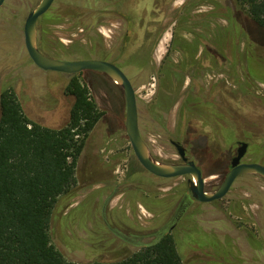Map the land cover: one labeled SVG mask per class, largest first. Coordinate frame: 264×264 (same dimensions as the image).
I'll list each match as a JSON object with an SVG mask.
<instances>
[{
    "label": "rangeland",
    "instance_id": "obj_1",
    "mask_svg": "<svg viewBox=\"0 0 264 264\" xmlns=\"http://www.w3.org/2000/svg\"><path fill=\"white\" fill-rule=\"evenodd\" d=\"M39 1L5 0L0 7V93L14 90L27 117L50 128L68 123L77 97L92 100L100 112L84 139L74 193L56 204V248L71 261L111 262L163 230L174 237L181 264H264V182L240 177L224 198L188 208L173 230L164 229L188 177L163 181L139 165L125 133L124 97L111 80L89 71L40 70L25 47L22 62L18 37ZM115 3L130 26L111 17ZM132 21L139 38L128 41L138 48L141 69L125 71L152 157L178 160L169 142L181 141L206 192L223 181L238 141L249 146L243 162L264 165V31L237 16L231 0H55L38 23V48L63 60L92 55L93 32L110 51ZM169 59L178 65H167ZM159 103L170 107L166 125L157 117Z\"/></svg>",
    "mask_w": 264,
    "mask_h": 264
},
{
    "label": "trees",
    "instance_id": "obj_2",
    "mask_svg": "<svg viewBox=\"0 0 264 264\" xmlns=\"http://www.w3.org/2000/svg\"><path fill=\"white\" fill-rule=\"evenodd\" d=\"M231 2L264 31V0ZM99 119L95 103L77 97L66 125L45 127L27 117L14 90L0 93V264H181L168 233L111 262L71 261L52 243L56 204L73 195L84 139Z\"/></svg>",
    "mask_w": 264,
    "mask_h": 264
},
{
    "label": "water",
    "instance_id": "obj_3",
    "mask_svg": "<svg viewBox=\"0 0 264 264\" xmlns=\"http://www.w3.org/2000/svg\"><path fill=\"white\" fill-rule=\"evenodd\" d=\"M4 0H0V6ZM54 0H40L28 13L23 25L24 47L32 64L43 71L64 75H76L84 71H98L107 76L117 85L125 101V133L131 150L144 171L160 179L189 177V191L198 202L208 203L220 200L227 195L235 179L239 176H256L264 181V166L257 163L241 162L245 156V143H240L236 155L231 159L230 170L222 183L213 192H206L204 177L193 161L185 157V151L177 146L180 163L161 164L152 158L148 146L142 138L138 123V108L135 89L126 74L113 64L99 60H63L48 57L40 52L37 40V21L51 7Z\"/></svg>",
    "mask_w": 264,
    "mask_h": 264
},
{
    "label": "flooded vegetation",
    "instance_id": "obj_4",
    "mask_svg": "<svg viewBox=\"0 0 264 264\" xmlns=\"http://www.w3.org/2000/svg\"><path fill=\"white\" fill-rule=\"evenodd\" d=\"M5 1V0H4ZM3 1V2H4ZM55 1V0H54ZM3 4V3H2ZM53 4H54V2L52 3V5H51V7L49 8V10L45 13V14H43L39 19H38V21H37V26H38V23H39V21L50 11V9L52 8V6H53ZM2 6V5H1ZM0 6V7H1ZM115 7H117V8H115ZM118 7H119V5L118 4H114V10L115 9H118ZM116 11V10H115ZM111 17H113V18H118V19H121L123 22H126L127 23V25L128 26H130V23H129V21L128 20H126L125 19V16L123 15V14H120L118 11H116L115 12V14H113V16H111ZM24 25V24H23ZM127 26V27H128ZM139 30V26L137 25V24H135V22L134 21H132V23H131V29L130 28H127V31H126V33L124 34V36L122 37V38H120L118 41H117V44L115 45V46H112V48L110 49V51H107V50H104L103 51V49L99 46V43H100V40L98 39V37H96V35L92 32V34H90V36H89V43L87 44V45H90V48L88 49L89 50V52L90 53H92V55L90 54V55H88V56H85V55H81V54H79V55H74V57L72 58L73 60H99V61H105V62H108V63H110V64H113V65H115L116 67H118L120 70H122L125 74H126V76L128 77V79H129V81H130V83H131V85L134 87V85H133V83H132V81L130 80V78H129V76L127 75V73H126V69L128 68V67H130V66H132V67H134L133 69H136V70H139V69H141L138 65H137V63L135 62V58H136V60L138 59H140V57L139 56H137V55H139L137 52H138V48L137 47H133L130 43H129V38H131V37H138L139 38V32H137ZM37 37H38V28H37ZM106 37H109V36H106ZM172 43L174 44V40L172 41ZM18 47H19V49H20V52H21V55H22V62H24V35H23V28H22V34L21 35H19V37H18ZM180 44H181V46H182V48L183 49H185L184 48V43L182 42V41H180ZM196 49V48H195ZM80 50V47L79 46H77V45H75V47L73 48V51H79ZM80 52V51H79ZM169 60H171V61H167L166 62V64L167 65H170V66H172V64H174V65H178V62H174L172 59H169ZM192 60V59H191ZM39 69V68H38ZM89 72H95V73H98V75H100V76H103V77H106V78H108L107 76H105L104 74H102L101 72H98V71H89ZM154 72V71H153ZM82 73V72H81ZM109 79V78H108ZM110 80V79H109ZM184 81H185V79H184ZM180 82H181V84H180ZM179 83H178V85L176 84V87H178V88H182V86H183V80L182 81H180ZM124 103H125V101H124ZM160 105V106H159ZM160 107V109H158L159 111H157L156 113L158 114V118L160 119V123L161 124H163V125H166V120L164 119V115H167L168 114V112L170 111V107H168V105L167 104H164V105H162V104H158V108ZM138 123H139V116H138ZM139 130H140V123H139ZM140 134H141V136H142V138H143V135H142V132H141V130H140ZM144 139V138H143ZM145 141V140H144ZM170 145H171V147H173L174 148V151H175V154L177 155V157H178V160H174V161H172V162H170V163H161L160 161H158L159 163H161V164H171V163H180L181 162V159H180V157H179V155H178V148H177V146H180V147H182L183 149H184V151H185V157L188 159V160H190V157H189V155H188V150H187V148H185V146L184 145H182V142L181 141H179V140H171L170 142ZM240 143H245L246 145H247V147H246V152H245V156H246V154H247V152H248V149H249V146H248V143L247 142H244V141H238V142H236V149H235V153H234V156L236 155V151H237V149H238V147H240ZM149 150V149H148ZM149 152H150V150H149ZM134 155V154H133ZM151 155V154H150ZM152 156V155H151ZM233 156V157H234ZM244 156V157H245ZM135 157V156H134ZM232 157V158H233ZM243 157V158H244ZM153 158V157H152ZM231 158V159H232ZM153 159H155V158H153ZM231 159H230V161H229V163L227 164V173H228V171L230 170V162H231ZM156 160V159H155ZM190 161H192V160H190ZM138 162V161H137ZM194 162V161H193ZM241 162H243V159H242V161ZM195 163V162H194ZM243 163H252V162H243ZM253 163H257V164H260V165H262V166H264L262 163H258V162H253ZM197 166V165H196ZM198 167V166H197ZM144 170V169H143ZM201 171V170H200ZM202 173V172H201ZM226 173V174H227ZM225 174V175H226ZM203 176V175H202ZM243 176H246V175H243ZM243 176H239V177H237L236 179H235V181L238 179V178H240V177H243ZM186 177V176H185ZM256 177V176H255ZM189 178V177H188ZM158 179H160V178H158ZM160 180H163V181H167V180H169V179H160ZM188 180V179H187ZM235 181H234V183H235ZM263 181V180H262ZM264 182V181H263ZM222 183V182H221ZM234 183H233V185H234ZM186 184H187V191H186V193H184L183 195H181V198H180V200H179V202H177V206L175 207V210H174V212H173V214H172V211H171V216L169 217V219H168V221L167 222H165V224H164V229H166V228H168L169 230H173L174 228H175V226L178 224V222L180 221V219L186 214V212H187V210H188V208H190V207H192V206H194V205H196V206H198V205H207V204H211V203H214V202H216V201H219V200H216V201H213V202H208V203H201V202H198V201H196L195 199H193V197H192V195H191V193H190V191H189V185H188V183L186 182ZM233 185H232V187H233ZM231 187V188H232ZM134 189H135V187H133ZM230 188V189H231ZM130 189V188H129ZM136 190H139L138 188L136 189ZM230 191V190H229ZM228 194V193H227ZM115 196V195H114ZM114 196H112L111 197V199L110 200H108V198L104 201V205H106V203H108V202H110L113 198H114ZM224 198V197H223ZM161 232H159L158 234H157V237L158 236H160V235H162L163 233H162V231L163 230H160Z\"/></svg>",
    "mask_w": 264,
    "mask_h": 264
}]
</instances>
